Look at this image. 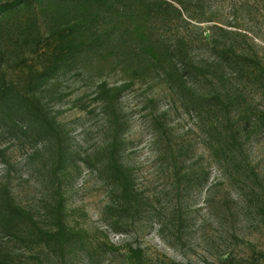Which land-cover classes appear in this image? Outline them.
<instances>
[{"label": "rangeland", "instance_id": "374dc122", "mask_svg": "<svg viewBox=\"0 0 264 264\" xmlns=\"http://www.w3.org/2000/svg\"><path fill=\"white\" fill-rule=\"evenodd\" d=\"M221 2L217 24L225 32L213 33L217 48L189 47L207 68L206 109L200 116L183 110L155 73L131 78L120 63L98 70L90 61L56 75L38 91L71 156L58 180L49 172L45 142L35 151L34 141L24 136L0 134L11 170L7 184L17 203L39 226L53 229L58 185L63 222L79 234L58 249L0 231V251L9 264H219L227 254L264 251V82L250 83V73L264 77V0ZM211 24H200L206 38ZM177 27L154 28L171 44L179 35L195 36L190 27ZM48 44L28 65L7 68V81L22 89L30 68L45 62ZM227 46L234 51L222 54ZM244 56L257 58L259 67H242ZM101 82L127 84L116 104V135L117 157L133 182L130 203L119 198L103 167L113 131L96 96ZM245 120L247 132L240 130ZM5 174L0 159V183ZM136 248L138 259L130 251Z\"/></svg>", "mask_w": 264, "mask_h": 264}, {"label": "trees", "instance_id": "16d2710c", "mask_svg": "<svg viewBox=\"0 0 264 264\" xmlns=\"http://www.w3.org/2000/svg\"><path fill=\"white\" fill-rule=\"evenodd\" d=\"M221 1L0 0V134L24 136L34 141L35 151L38 143L45 142L52 158L49 172L58 180V172L64 173L71 156L64 132L47 110L38 91L56 75L75 66L86 67L90 61L96 63L98 70L112 62L120 63L131 78L153 72L161 78L183 110L200 116L206 109L207 98L202 81L207 68L202 60L195 61L189 47L205 45L217 48L218 40L213 33L216 30L225 32L217 24ZM209 22L212 24L208 26L209 37L206 38L200 24ZM155 25L175 26V30L179 28L177 26L185 25L196 33L194 37L179 35L171 44L156 34ZM44 42L50 47L45 62L40 68H30L24 87L19 89L9 83L6 69L28 65L29 59L42 50ZM232 50L227 46L221 53ZM242 64L249 70L259 67L258 59L249 56L243 57ZM216 65L221 66V61ZM250 76L252 85L264 82L260 73H250ZM126 86L108 87L101 82L96 96L108 114L113 131L104 154L103 167L117 186L119 198L130 203L135 199L133 182L117 157L116 135L119 127L116 104ZM214 86L212 91H216ZM238 96L240 94L233 100H238ZM261 123L264 124V120ZM249 125V120L243 121L240 130L247 132ZM5 152L6 148H0V159L6 173L5 181L0 183V231L27 244L51 242L54 247L62 249L66 242L79 234L63 222V194L58 182L51 209L54 227L46 229L39 226L33 214L12 196L7 184L11 170ZM130 251L133 257H140V249ZM0 264H9L1 251ZM167 264L190 263L169 261ZM219 264H264V251H252L247 256L227 254Z\"/></svg>", "mask_w": 264, "mask_h": 264}]
</instances>
